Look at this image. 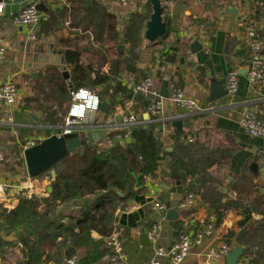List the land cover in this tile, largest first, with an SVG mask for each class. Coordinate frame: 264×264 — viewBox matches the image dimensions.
I'll list each match as a JSON object with an SVG mask.
<instances>
[{
  "label": "crops",
  "instance_id": "crops-1",
  "mask_svg": "<svg viewBox=\"0 0 264 264\" xmlns=\"http://www.w3.org/2000/svg\"><path fill=\"white\" fill-rule=\"evenodd\" d=\"M92 1L101 4L118 20L122 41L117 52L114 48L109 50L107 47L105 50L99 45H91L88 37L93 40L92 34L73 26L76 23L72 20V13L74 10L77 12L78 0H0V4H6L4 13L0 15V45L6 49L5 56L0 59V83L12 79L20 91L15 106L0 104V153L5 157L4 163L0 164V184L6 186L7 194L4 201L0 200V239L5 242L0 246V264H64L71 252L78 264H111L106 239L114 229L123 231L129 263L142 264L156 254V245L148 235L153 223L161 221L159 244L170 247L184 233L201 228L212 214L217 217L215 235L207 237L204 245L194 249L182 264H228V255L222 260L212 261L207 253L223 243H229L232 251L241 246L238 240L244 227L243 211L230 209L219 222L217 210L206 195L209 184L201 186L198 181V203L193 210L183 212L180 203L188 193L190 183L189 179L185 180L181 162L190 161L201 168L199 179L209 176L216 181V187L226 202L239 200L236 187L243 184L242 177L245 175L257 177L255 182L264 194V137L253 138L240 125L245 111L264 112V89L252 88L248 83L249 55L245 48V31L250 22L256 24L264 37V0H159L168 28L156 44L145 39L146 25L153 14L152 0H138L124 5L115 0H88L89 3ZM29 4L42 6L47 10L42 12L50 14V20L35 29L36 40L29 37L32 29L17 28L13 23V18ZM136 14L142 15L145 22L142 40L135 52V64L131 70L112 77L128 88L132 95L118 94L115 97L117 105L112 109L113 88L107 93V87H97L103 104L110 106V112H102L97 120L104 124L114 114H118L117 120H120L124 111L123 101L132 100V110L142 124L156 125L161 153L154 175L135 174L138 193L125 204L117 206L110 215L101 217L104 232L91 231L83 238L79 229H74L73 235L60 230L50 244L43 235L53 230L37 224L34 217H27L13 228L8 226L4 213L15 210L23 200L33 196L48 198L55 182V176L50 174L31 178L24 158L27 148L51 136H59L64 126L63 114L67 115L71 104L60 100L53 83L48 84L49 79L60 75L72 91L73 67L92 64L97 69L100 62L98 50L110 59L127 61L130 45L124 39V24ZM79 16L78 11L77 19ZM69 52L73 54L74 63L69 60ZM109 69V63L102 68L105 74ZM232 70H238L240 74L237 96L231 98L228 95L210 101L212 83L217 82L218 88L227 91V77ZM65 72L69 73L66 80L63 77ZM149 76L154 79L159 94L165 82L169 87L176 85L188 97L201 103L204 110L186 112L166 100L163 115L153 118L147 110L148 102L132 91L137 82ZM177 121L182 122L179 128L174 125ZM100 132L88 130L80 136L86 139ZM188 136L194 138L192 143L186 141ZM131 141L128 139L122 143L127 145ZM189 146L191 150L186 154V147ZM212 150H219V159L210 158L209 155L214 153ZM224 152L225 155L230 153V156L226 157ZM176 159L181 160L175 166ZM176 202L179 203V217L174 221L169 220L167 214L163 219L149 208L154 203H161L170 211ZM249 204L246 202L245 206ZM75 205L61 206L56 215H68L72 214L71 211L82 209L81 204ZM83 211L76 217L82 218ZM251 215L254 221L261 219L256 213ZM36 226L41 228L35 229ZM249 226L250 222L245 224V228ZM23 238L31 244L25 246L21 242ZM40 240L37 254L34 241ZM261 256L264 258V254L256 249L245 251L239 264H264ZM162 264L171 262L165 259Z\"/></svg>",
  "mask_w": 264,
  "mask_h": 264
},
{
  "label": "trees",
  "instance_id": "trees-1",
  "mask_svg": "<svg viewBox=\"0 0 264 264\" xmlns=\"http://www.w3.org/2000/svg\"><path fill=\"white\" fill-rule=\"evenodd\" d=\"M78 4L77 12L79 11L80 16L77 19V12L73 11L72 20L76 23L73 26L79 30L81 29L84 33L90 32L92 34L93 40H91L90 36L88 37V42L91 45H99L105 50L107 47L109 50L114 48L117 52V47L120 45L122 37L118 32L116 16L109 14L101 4L95 1L89 3L88 0L81 2L78 0ZM144 22L145 18L136 14L126 23L124 39H127L130 45V54L127 61L123 62L115 58L110 59L107 54L100 53L101 51L98 50L100 62L97 69L92 64L89 66L77 64L73 67V89L86 88L96 92L97 87L105 86L107 87L105 92L108 93L113 88L112 101H110L112 109L117 105L115 97L118 94L122 93L126 97H131L132 92L128 88L123 87L118 81L113 80L112 77L120 76V72L124 70H131L135 64L137 56L135 52L142 40L141 33ZM108 63L110 64V69L105 74L102 68ZM52 83L53 88L60 95V100L70 104L71 90L63 78L60 75L53 77L52 80L50 78L48 84ZM99 96L103 99L102 95ZM142 98L148 102L144 96ZM155 127V124L138 126L133 130L131 143L127 145L118 142L110 146L107 145L104 148H97L91 145L83 154L75 153L67 157L54 167L55 182L51 195L48 198L33 196L30 199L23 200L18 208L4 213V221L8 223V226L12 227L13 225H20L21 221L29 216L34 217L37 219V224H42L45 229L53 230L52 233L43 235L50 244H53V240L59 234L57 231L60 230L72 234L74 229H79L83 238L88 236L91 231L104 232L102 230L104 226L101 217L105 214L110 215L117 206L125 204L138 193L135 189V174L153 176L159 166L158 158L161 153V146ZM190 150V146L186 147V154ZM212 151L214 153L209 155L210 158L219 159V150ZM195 155L199 156L200 154L195 153ZM225 156L229 157L230 153ZM180 160L176 159L175 166ZM188 162H181L185 171V180H190V185L187 188L188 192H193L196 195L200 193V189L197 186L198 181L201 186L203 183L209 184L206 195L212 200L210 201L217 210L219 222L230 209L243 211L245 217L243 221L244 227L238 244L243 246L246 252L256 249L264 254V194L260 191L261 186L255 182L257 177L254 175L243 176V184L240 187H236L239 200L237 202L232 200L226 202L223 194L216 187V181L209 176L199 179L201 177V168L190 161ZM213 185L215 186L214 188H212ZM244 200L245 203H250L249 206H245ZM75 204H81L85 207L82 218L80 216L76 217L75 214L56 215L57 210L61 206H77ZM252 213L258 214L261 219L254 221ZM66 219L70 220L65 224L64 221ZM249 222L250 226L245 228V224ZM39 228L41 227H35V229ZM41 241H34V251L37 254V245ZM21 242L25 246L31 244L25 238ZM2 245H5V242L0 239V246ZM260 259L264 260L262 256Z\"/></svg>",
  "mask_w": 264,
  "mask_h": 264
},
{
  "label": "built area",
  "instance_id": "built-area-1",
  "mask_svg": "<svg viewBox=\"0 0 264 264\" xmlns=\"http://www.w3.org/2000/svg\"><path fill=\"white\" fill-rule=\"evenodd\" d=\"M119 4H127L138 0H115ZM6 4H0V15L4 13ZM50 20V14L42 12L34 4H29L21 10L14 18L13 23L17 28L32 29L29 37L36 40L35 29L43 23ZM245 45L248 52V70L247 79L252 88L264 89V37L260 34L259 28L254 22H250L245 31ZM6 54L4 46L0 45V59ZM239 71L232 70L228 74L226 89L231 98H235L239 92ZM132 91L134 94L144 96L147 101L148 113L155 119L161 117L165 110V101L160 97L159 91L155 87V81L152 77H146L141 82L134 85ZM20 97L18 84L8 79L0 83V104L13 107ZM176 108L186 112H201L203 106L196 100L188 97L178 86L170 85L169 98L167 99ZM103 101L100 96L86 88H80L71 91V104L67 115L64 117V126L59 136L70 134H81L88 130L93 132H104L105 138L98 139L94 144L97 148H104L116 142H125L132 139L133 130L143 125L135 112L132 110L133 101L124 100V111L120 114L121 119L117 120L118 114L110 116L104 124L98 122V116L102 113ZM242 129L253 138L264 137V112L259 110H247L240 119ZM188 143H192L194 138L186 137ZM5 157L0 153V164L4 163ZM190 183V180H189ZM6 186L0 184V200L6 198ZM172 194V198H174ZM236 197V195H234ZM198 203V197L193 192H188L180 203V209L183 212L193 210ZM150 210L160 214L164 219L168 212L165 204L154 203L150 205ZM215 214L210 215L207 222L198 230L191 233H184L179 240L170 247L159 244L162 237L161 221L152 224L148 231L151 242L156 245L155 257L144 261L142 264H162L163 260H169L171 264H182L196 248L204 245L207 237H212L216 233ZM106 247L109 252L111 264H130L125 246L123 243V231L114 229L106 239ZM232 251L229 243H223L219 247L211 248L207 257L209 260L218 261L224 259ZM64 264H78L75 257H67Z\"/></svg>",
  "mask_w": 264,
  "mask_h": 264
},
{
  "label": "water",
  "instance_id": "water-1",
  "mask_svg": "<svg viewBox=\"0 0 264 264\" xmlns=\"http://www.w3.org/2000/svg\"><path fill=\"white\" fill-rule=\"evenodd\" d=\"M153 14L150 17V20L146 25L145 39L152 44L158 43L160 38L164 37L167 28L168 22L163 16L164 9L162 3L159 0H152ZM40 11H47L38 6ZM73 55V54H72ZM68 53L70 62L74 63L73 56ZM64 79L69 78V73L65 72L63 74ZM169 84L165 82L160 92V97L163 99L169 98ZM219 85L217 82L212 83V92L210 96V101H215L219 97L228 96V92L218 88ZM102 112L108 114L110 112V106L107 103L102 105ZM149 118V116H148ZM147 118V119H148ZM176 127H181L182 122L177 121L174 123ZM105 138V133L100 132L99 134L89 135L88 138L82 139L79 134H70L64 136L54 135L43 142L31 146L24 151L25 163L27 166L28 175L31 178H38L44 174H50L55 176L54 167L65 160L67 157L80 153L83 154L89 147V143L94 144L95 140ZM179 203L176 202L173 205L172 210L167 212V218L169 220H177L179 213L177 208ZM245 252V249L242 246L235 248L228 256V264H239V261ZM73 255V252H71ZM72 255H69L71 257ZM73 257V256H72Z\"/></svg>",
  "mask_w": 264,
  "mask_h": 264
},
{
  "label": "rangeland",
  "instance_id": "rangeland-1",
  "mask_svg": "<svg viewBox=\"0 0 264 264\" xmlns=\"http://www.w3.org/2000/svg\"><path fill=\"white\" fill-rule=\"evenodd\" d=\"M124 26H126V22H125V24H124ZM71 86H73V85H71ZM99 95H101V93H100V91H96ZM65 117V115L63 114V118ZM67 206V205H66ZM82 209H84L85 207L84 206H80ZM82 209H79V210H76V211H71L72 212V214H75L76 216H78L80 213V211L82 210Z\"/></svg>",
  "mask_w": 264,
  "mask_h": 264
}]
</instances>
